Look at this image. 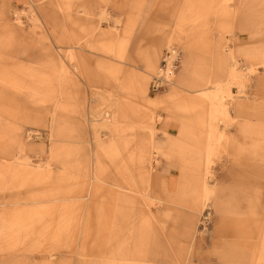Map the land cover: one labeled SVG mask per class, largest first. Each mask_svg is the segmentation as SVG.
Returning <instances> with one entry per match:
<instances>
[{"label":"rangeland","instance_id":"1","mask_svg":"<svg viewBox=\"0 0 264 264\" xmlns=\"http://www.w3.org/2000/svg\"><path fill=\"white\" fill-rule=\"evenodd\" d=\"M31 1L0 0L4 4L0 19V177L8 182L0 181V213L16 211V217L3 222L0 264H11L1 263L9 257L1 251L8 242L10 256L25 260L20 264H108L111 250L115 252L113 264H253V253L264 234V134L254 132L264 131V95L258 87L264 65L251 55L259 54L260 48L264 54V0H141L131 11L123 0H95L91 19L94 35L88 44L82 40L84 51L80 52L84 55L78 61L67 54L75 50L71 46V18L81 0H39L38 5ZM187 3L204 8L198 11L200 23H191V14L185 13ZM223 7L230 11L225 22L219 15ZM128 16L132 18L131 30L122 57L99 50V43L123 38ZM44 20L55 35H48ZM185 42L192 48L191 62L186 83L178 88L175 84L185 63ZM168 48L176 51L172 79L163 89L152 92L150 83ZM152 49L158 50L159 59L155 71L147 75L144 60ZM16 71L20 80L31 72L49 77L44 79L49 82L39 85L43 78H26L28 87L15 86L21 91L15 90L10 83ZM128 74L145 76L147 97L166 99L173 93L174 98L147 107L143 98L132 93L134 82L121 80ZM206 78L220 84L221 90L214 93L215 105L217 108L222 101L228 118L216 112L215 121L203 125L191 110L181 106L188 97L201 103L194 92L202 89L196 83ZM117 98L120 103L132 100L142 117L150 116L140 124L145 133L149 128L154 131L151 140L155 146L149 149L147 167L152 168V183L144 188L150 198H125L127 204L118 217L119 231H104L98 238L92 232V236L82 238L86 224L82 211L77 217L71 205L60 204L59 212L52 216L46 209L51 208L53 199L64 198L68 187L73 188L64 184L62 190L64 180H57L64 167L81 182L82 188L71 195L84 196L91 163L99 159L102 167L107 162L95 137L110 144L100 120L113 117L110 106L114 107ZM58 100L63 106L64 102L72 103L71 111H56ZM238 104L254 110H237ZM57 115L67 118L62 139L53 125ZM138 123L133 116L122 123L125 134H132L134 141ZM209 129L222 133L221 146L213 148L212 143L205 149ZM59 139L73 150L62 163L50 152ZM165 143L166 147L157 148ZM20 146L24 149L19 157ZM178 146H182L181 153ZM186 161L194 166L185 165ZM66 162L68 166L63 165ZM190 171L210 191L206 198L202 192L193 196L189 185L182 184ZM111 178H117L114 171ZM98 195L91 202L100 203ZM194 201L197 210L191 207ZM17 209L25 210V217L20 219ZM34 209L43 210L36 213ZM82 209L85 212L88 205L83 204ZM207 211L210 224L204 228L201 217ZM97 218L105 220V214ZM109 234H117V238ZM51 254L53 258L48 257Z\"/></svg>","mask_w":264,"mask_h":264},{"label":"bare ground","instance_id":"2","mask_svg":"<svg viewBox=\"0 0 264 264\" xmlns=\"http://www.w3.org/2000/svg\"><path fill=\"white\" fill-rule=\"evenodd\" d=\"M47 33L49 35V32ZM50 34H54V33L50 32ZM73 49L75 50L69 52L67 55L70 56L72 60L78 61L83 55V53L80 52L82 51L81 50L82 48L75 45L73 46ZM168 49L169 51H173V48H168ZM54 69L56 70V68ZM14 73H16V75L14 76V79L11 80V83L10 82L9 83L13 86H17L22 89L28 87L25 85L26 78L31 79L33 77L34 78L39 77V78H43V80L45 78H49V77L44 78L40 75L27 72L25 73V80H23V78L22 80H20L18 79V74H19L18 71ZM62 73H64V69H62ZM62 73H60L59 75H61ZM66 77L68 76L66 75ZM39 81H40L38 82L39 85L41 84V82H45V83L49 82L45 80L44 81L39 80ZM38 84L34 83L33 85L37 86ZM219 86L220 85H218V87L216 86L218 91L220 89ZM143 87H144L143 81L136 80V82L134 83V88L132 90V93L135 95L136 98L142 99L144 97ZM22 92L25 93L26 91H22ZM128 93L130 94V98H131L132 93L130 92ZM203 96L206 97L211 104V115H215L216 112H219L221 117L223 118L226 117L225 108L222 105L219 108L218 107L216 108V106H214L213 104V102L216 101L217 98L216 95L204 93ZM61 103L60 100H58L57 104L54 107L56 111L63 109ZM114 103H115L114 107L112 105L110 106L114 110L113 117L110 120H104V119L100 120L102 122L101 127L106 129L107 132L109 133V137L111 138L110 144L107 145L106 143H103V141L98 140L97 136L95 137L98 143L97 147L107 162L102 167L100 166L104 163H101L99 159L98 161L91 163L92 170L89 177L90 183L87 189V193L84 196L71 195L72 191L76 189H81L82 186L80 185L81 182H79V179L76 177V175L73 172L70 173L68 168L64 167L62 173L64 174V176L67 177V179L69 180V184L70 185L72 184L73 188L70 187V190L68 191V193L64 198L53 199L51 201V205H52L51 208L49 206L46 209L50 213H52V216H54L55 213L59 212L57 211L58 206L62 204L63 206L66 207H70L71 205L75 209L74 216L78 217L84 213L83 221H85L86 224L83 226V231L86 235L88 234V236H92L91 235L92 232H94L96 235L98 232L108 229L109 226H112V229L119 230L117 225L118 217L123 214L122 207L126 203L124 202L125 198L129 199L132 197V195H136L144 200H148L144 188L150 187L152 168L149 169L147 167L149 166V155H148L149 149L153 148L151 137H153L154 131H152V129L149 128L148 133H145L144 131L145 128L140 126V124L148 120L150 116L148 114H145L142 117L139 114L141 111L140 108H138L134 102L132 103V100L130 102L124 100L122 103H120V100L117 98L114 100ZM130 104H134V105H130ZM65 111L70 112L71 109ZM132 116L136 119V121H139L138 123L139 127H137L136 129V134L138 132V138L135 141L134 138H132V134L130 135L125 134L126 129L124 127L126 126L122 125L123 121H125L127 118H130ZM129 128L131 131L133 130V126H130ZM56 132L61 139L64 133H66L64 128L57 126H56ZM211 140H216V144H214L215 146L213 148L215 147L217 148L221 146V141L223 140V138L222 136L216 138L212 137ZM58 142L59 144L54 145L53 148L50 149V152L52 153L53 158L56 157L62 163L63 161H61V159L70 156L73 150L71 149V147L65 145V143H67L65 140L59 139ZM210 146L211 144H209L208 148ZM23 149L24 148L22 146L18 147L19 152H22ZM143 153L145 154L142 155ZM63 165L68 166L67 162L66 164ZM77 165L80 166L81 165L80 162ZM82 167H84V165L81 166V170ZM110 168H113L114 169L113 171L115 172V174H117L116 179L111 178L113 171ZM84 173H88V170L87 171L85 170ZM3 182H7L6 177L4 178L2 183ZM98 184L104 185V187L98 186ZM7 189L9 190L8 187ZM208 192L209 190L207 189V186L204 185L203 198H206L208 196ZM97 194H99L98 196L101 199V202L100 203L91 202V200ZM85 203L88 205V209L84 212L82 209V205ZM34 210H36V213H38L39 210L40 212H42L43 209H34ZM80 211H82V214L80 213ZM15 212L16 211H14L13 213V211H11V214L8 213V215L5 212L0 213V236L2 235L1 232L3 231V222L8 220L7 217H9V219L16 217ZM19 212H20L19 213L20 219L25 217L24 215L26 212L25 210ZM102 213L105 214V220H103L104 218L103 219L97 218ZM95 219H96V224H93V221ZM97 219L99 220V222ZM11 225L14 227V224ZM48 233L49 232L46 233L47 236ZM1 251L3 252V249H1ZM5 261L10 262L11 264H20V262H23L22 260L19 261L18 257H12V256L6 257V259L3 260L1 263H4Z\"/></svg>","mask_w":264,"mask_h":264},{"label":"crops","instance_id":"3","mask_svg":"<svg viewBox=\"0 0 264 264\" xmlns=\"http://www.w3.org/2000/svg\"><path fill=\"white\" fill-rule=\"evenodd\" d=\"M38 1L39 0H36L35 2L31 1V3H33V5L34 4L38 5V4H36ZM115 1L117 3L120 0H115ZM121 2H124L125 6L131 11L133 8H136V7H138L140 5L141 0H123ZM77 3L78 4L75 5L77 10L74 7L76 12H73L72 18H71L72 25H73V29H72L73 30V34H72V43H71L72 45L71 46L77 45L78 47L84 49L83 41L85 40V43L88 44L89 43L88 42L89 39L91 37H93V35H94V32L92 33V29H91V27H92L91 26V19H92L93 15H94L92 8H93V6L95 5L96 2H95V0H81V1H78ZM200 5L201 4H197V7H194V6L190 5L189 3L186 4V8L187 9H186L185 13L188 11L191 14L190 21L193 24H198V23L201 22L199 20V17H198V15H199L198 11H200V10L203 11L204 8L201 7ZM211 5H213V2H211ZM210 8H212V6H210ZM101 15L104 16L103 13ZM219 15H221L222 21H224V22H225V20L230 19V11L227 10L225 7L219 9ZM3 17H4V4H3V2H0V19L3 18ZM131 22H132V18L130 16L126 17L125 22H124V28H123V38H121L120 40L119 39H117V40H109L108 42H105V43H103V42L99 43V45H98L99 50H102V51H104L106 53H111L113 55H114V52H115L116 53L115 56L122 57V55L124 54L123 47H124V45L127 42V37L130 36V30H131L130 29V24H131ZM44 24H45V28H46L47 32H53L54 35L56 34V31L52 27H48L47 26L48 20H44ZM14 30H15L14 31V34H15L16 33V29L14 28ZM184 45H185L184 46L185 63L183 64V70H182V73H181V77L177 80V82L175 84V87H178V88L183 86L186 83L187 72H188L189 64L191 62L190 61L191 60L190 56H191L192 48L190 46V43L185 42ZM92 46L94 47L95 44L92 43ZM261 50H262V48L259 49V54L251 55V56L254 59H256V61H258L259 65H264V54H261ZM82 51H84V50H82ZM158 54H159L158 50H155V49H152L150 52L149 51L147 52L145 60H144V69H145L144 73L145 74L148 75V74H151V73H153L155 71V69L157 67V64H158V59H159ZM231 71L232 70L230 69L229 73H228L229 80H230ZM124 79H129V80H131V82H134V81L136 82V80H140V79L143 80V84H144V87H143V89H144L143 90L144 103L143 104L146 105L147 107L155 106V105H158L160 103L166 102L168 99L174 98V97H172L173 93L166 98L167 100L166 99H159V98L153 99V98L147 97V82H146L145 76H143V75H137V74L130 75V74H128V75L122 76L121 80H124ZM228 81H226V82H228ZM212 84H213V86H212ZM196 85L202 87L201 90L194 92V93L198 94L199 99H201V103L199 104V103L195 102V100L192 99V97H190V98L188 97L187 101H186V104L184 106H181V108H185L187 110H191L192 113L195 116V119L198 120L203 125L206 124V123H210L211 124L213 121H215L217 116L216 115H211V104H210L209 100L206 97L203 96V94L206 93V94L214 95V93L218 91L216 86L220 85V84L213 83L212 80H210V78H206L204 80H201L200 84L196 83ZM221 86H223V85L221 84ZM11 87L13 89H15V90L17 89V90L21 91L19 88L15 87L13 85H11ZM258 87H259L260 94L264 95V76H261L259 78ZM215 102L216 101L213 102L214 106H216ZM61 104H63V103H61ZM64 104H66V105L65 106L61 105V106H63V109H62L63 111L71 109L70 108L71 106H69V105H71L72 103L64 102ZM221 105L225 108L223 102H220L218 108ZM237 107H238L237 110H242V109L246 110V109H250V108H251L252 111L254 110L253 107H247V106H245L243 104H238ZM225 112H226V117H224V118H228V113H227V109L226 108H225ZM61 116H63V115H57V118H56L55 122L53 123V125L56 124L57 127H61V128L66 129L65 125H64V121L67 118L66 117L63 118ZM251 132H252V130H251ZM254 132L256 134H259V135L264 134V131H262L260 129L258 131L255 130ZM206 135L207 136H206L205 149H208L209 144H212V143L216 144V140H211V138L212 137L216 138V137L222 136V133L220 131L218 133L215 129H209L208 131L206 130ZM1 138H2V136L0 135V139ZM168 143H172L173 144V142H168ZM168 143L157 145L158 146L157 148L162 149V147L163 146L166 147ZM181 147H179V146L177 147V151L179 153H181ZM22 152L18 151L19 157H20V155H22ZM184 164L185 165L194 166V163H191V162L189 163L187 161H186V163L184 162ZM0 175H1V173H0ZM60 177H62L63 180H64L63 189H62V190H64L65 189V187H64L65 185L64 184H69V180L67 179L66 176H64L62 171L57 176V178H58L57 180H59ZM0 181H3V179H1V177H0ZM182 181H183L182 184H184V185L188 184L189 185L190 191H192L193 196L194 195L197 196L201 192H202V196H203V190H204L205 183L203 182L202 179H200L197 176H195L192 173V171H190L188 175L183 176V180ZM9 182L11 183V181H9ZM151 183H152V178L150 180V187H151ZM0 186H1V183H0ZM163 188H164V186H163ZM68 190H70V187H68ZM163 190H164V192H166L165 189H163ZM211 198L214 199L213 190H212ZM167 202H172V201L171 200H167ZM197 206H198L197 202H195V201H194V203L191 204V207L193 209H195V210H197ZM220 206L221 205L219 203V205H218L219 209H220ZM113 230H115V229H112V226H109L108 229L98 232L96 234V238L101 237L102 233L104 231H110L111 232ZM117 231H119V230H117ZM37 234H40V236L43 237V232H39ZM83 237L87 238V237H90V236H88V234L86 235L84 233V231H83L82 238ZM109 237L110 238H117V234H114V235L113 234H109ZM108 243H107V246H108ZM94 244H96V242ZM10 246H9V242L7 244L3 245V252L6 254V255L4 254L5 256H10V254H9V250H10L9 247ZM253 254H256L255 257H254V263L253 264H264V234L261 235V239L259 241V244L257 245V249H256V251H254ZM45 256H46V253H45ZM113 256H115V252H113V250H111V252L109 253V257H108V260H109L108 264H113V262L115 260V258ZM48 257L49 258H53V254H51V256L48 255ZM23 261H25V260L23 259Z\"/></svg>","mask_w":264,"mask_h":264},{"label":"built area","instance_id":"4","mask_svg":"<svg viewBox=\"0 0 264 264\" xmlns=\"http://www.w3.org/2000/svg\"><path fill=\"white\" fill-rule=\"evenodd\" d=\"M175 57L176 51L174 49L173 51H168L165 53L164 59L162 61V67L150 83V89L152 92H157L170 84L172 74L175 70ZM201 223L204 228H207L209 226L210 212L207 211L202 215Z\"/></svg>","mask_w":264,"mask_h":264}]
</instances>
